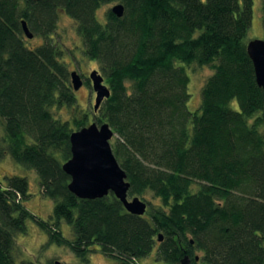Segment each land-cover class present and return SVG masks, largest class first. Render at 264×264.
I'll return each instance as SVG.
<instances>
[{"label": "trees", "instance_id": "16d2710c", "mask_svg": "<svg viewBox=\"0 0 264 264\" xmlns=\"http://www.w3.org/2000/svg\"><path fill=\"white\" fill-rule=\"evenodd\" d=\"M112 2L123 15L109 9L100 20L97 10ZM260 7L264 39V0ZM59 13L74 20L109 88L93 121L113 131L128 194L158 200L141 216L112 193L79 199L67 189L61 165L69 134L88 124V113L77 107L53 42ZM22 20L42 44H27ZM251 20L252 0H0V159L32 169L53 202L40 220L25 206L26 178L4 176L0 264H17L15 238L29 220L82 262L98 250L116 264H141L151 253L154 264L185 256L191 264H264V125L246 52ZM191 64L212 71L194 110L187 107ZM63 108L71 117L52 114Z\"/></svg>", "mask_w": 264, "mask_h": 264}, {"label": "rangeland", "instance_id": "374dc122", "mask_svg": "<svg viewBox=\"0 0 264 264\" xmlns=\"http://www.w3.org/2000/svg\"><path fill=\"white\" fill-rule=\"evenodd\" d=\"M116 3L118 2L103 5L97 10L96 16L103 21L105 18V12ZM32 34L33 37L31 39L25 38L29 46H36L44 42L41 35L37 33ZM52 37L58 51H60V59L66 64L68 72L76 71L82 79V85L80 88L73 92L77 107L80 111L88 113V123H90L95 120L94 115L99 114L98 111L95 113L93 111L95 93L91 88L90 80L88 81V75L92 70H97L103 77V74L100 71V66L95 60L88 58L84 54L81 39L76 33L75 22L66 14L59 13L57 16ZM262 38L263 30L260 0H252V20L246 39ZM211 73L212 71L208 66L201 67L195 64L188 66L187 74L189 79L187 83V91L189 93V98L187 101V107L189 110H194L198 107L200 90ZM68 80L70 83L69 76ZM103 83L106 85L104 81ZM52 114L55 117L63 119L71 117V112L64 108L59 111L54 110ZM2 131V120L0 119V136L3 133ZM10 174L26 178L28 182L29 196L27 200L24 201L25 206L40 220H48L51 215L53 202L41 195L35 172L32 169H26L16 164L9 158V156H5L0 159V183L4 182V176ZM134 196L138 195H130L127 193V198L129 199ZM142 199L146 204L151 202L153 206L158 203V200L153 198L150 193H146ZM60 229L65 238H72L70 227L67 224L61 222ZM15 243L14 258L17 264H29V262L32 264H54L55 262L61 264H116L113 259L104 256L98 250L89 256V260L82 262L75 256L69 247L50 243L45 232L31 220L27 221L25 232L16 235ZM195 255L200 256L201 251L196 250ZM152 258L153 255L151 253L148 257L142 259L140 263L154 264Z\"/></svg>", "mask_w": 264, "mask_h": 264}, {"label": "water", "instance_id": "95a60500", "mask_svg": "<svg viewBox=\"0 0 264 264\" xmlns=\"http://www.w3.org/2000/svg\"><path fill=\"white\" fill-rule=\"evenodd\" d=\"M110 11L121 17L124 7L117 3L110 8ZM21 27L24 36L31 39L33 34L24 20L21 21ZM246 52L252 62L255 82L262 91L261 118L264 125V39L248 40ZM69 75L72 89L78 90L82 85L80 75L76 71H71ZM88 80L95 93L93 103L95 112L102 101L109 97L110 91L97 70L89 73ZM113 135L112 129L106 122L97 124L95 121L69 134L70 157L61 165L63 172L69 176L67 189L79 199H96L112 193L128 213L141 216L145 212L146 203L137 196L127 198L130 184L112 153L110 139ZM160 240L161 235H158V241ZM188 261L185 256L181 264H188Z\"/></svg>", "mask_w": 264, "mask_h": 264}, {"label": "flooded vegetation", "instance_id": "af4514ba", "mask_svg": "<svg viewBox=\"0 0 264 264\" xmlns=\"http://www.w3.org/2000/svg\"><path fill=\"white\" fill-rule=\"evenodd\" d=\"M188 264H191L190 260L188 261Z\"/></svg>", "mask_w": 264, "mask_h": 264}]
</instances>
